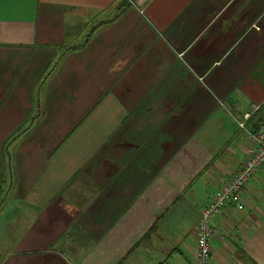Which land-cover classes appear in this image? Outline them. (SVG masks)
<instances>
[{
  "label": "crops",
  "instance_id": "0c3cea01",
  "mask_svg": "<svg viewBox=\"0 0 264 264\" xmlns=\"http://www.w3.org/2000/svg\"><path fill=\"white\" fill-rule=\"evenodd\" d=\"M253 103L264 0H0V264H195ZM243 200L211 264H264V165Z\"/></svg>",
  "mask_w": 264,
  "mask_h": 264
},
{
  "label": "built area",
  "instance_id": "2783aa9c",
  "mask_svg": "<svg viewBox=\"0 0 264 264\" xmlns=\"http://www.w3.org/2000/svg\"><path fill=\"white\" fill-rule=\"evenodd\" d=\"M253 113H260L264 117V106L253 103L250 110L241 119H237L238 127L248 138L242 163L229 172L199 211L195 229V264H211V241L216 234L214 219L227 206L237 210L244 208L243 189L247 181L264 165V129H254L247 123Z\"/></svg>",
  "mask_w": 264,
  "mask_h": 264
},
{
  "label": "trees",
  "instance_id": "16d2710c",
  "mask_svg": "<svg viewBox=\"0 0 264 264\" xmlns=\"http://www.w3.org/2000/svg\"><path fill=\"white\" fill-rule=\"evenodd\" d=\"M72 48H75V47H72ZM71 48H67V49H65V52L66 51H68V50H70ZM28 129V127H26V128H23V129H20L18 132H16L7 142H6V144H5V146L7 147V150H6V154L8 155V152H9V144L13 141V140H15V139H17L18 137H19V135H21V134H23L26 130ZM229 174V173H228Z\"/></svg>",
  "mask_w": 264,
  "mask_h": 264
},
{
  "label": "rangeland",
  "instance_id": "374dc122",
  "mask_svg": "<svg viewBox=\"0 0 264 264\" xmlns=\"http://www.w3.org/2000/svg\"><path fill=\"white\" fill-rule=\"evenodd\" d=\"M54 59H57V58H54ZM33 114H34V113H32L31 116H33ZM237 125H238V124H237ZM23 128H24V127H23ZM23 128H22V129H23ZM238 129H239L240 131H242L240 128H238ZM239 130H238L237 133H239V134L241 135V132H240ZM242 132H243V131H242ZM243 133H244V132H243ZM244 135H245V134H244ZM247 141H248V138H247ZM255 173H256V172H255ZM255 173H254V174H255ZM198 217H199V216H198ZM212 239H213V238H212ZM211 246H212V241H211ZM211 251H212V247H211Z\"/></svg>",
  "mask_w": 264,
  "mask_h": 264
}]
</instances>
